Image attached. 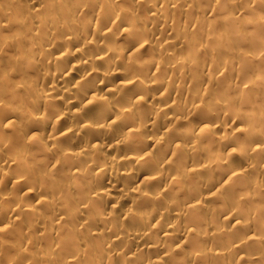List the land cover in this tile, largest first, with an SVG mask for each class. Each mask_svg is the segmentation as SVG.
<instances>
[{"label":"clouds","instance_id":"9594fccd","mask_svg":"<svg viewBox=\"0 0 264 264\" xmlns=\"http://www.w3.org/2000/svg\"><path fill=\"white\" fill-rule=\"evenodd\" d=\"M0 264H264V0H0Z\"/></svg>","mask_w":264,"mask_h":264}]
</instances>
